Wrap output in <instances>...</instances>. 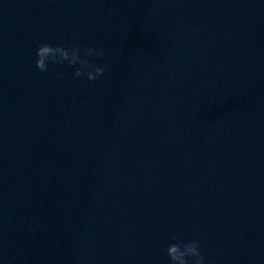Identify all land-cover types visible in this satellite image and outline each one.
Listing matches in <instances>:
<instances>
[{"label":"water","instance_id":"water-1","mask_svg":"<svg viewBox=\"0 0 264 264\" xmlns=\"http://www.w3.org/2000/svg\"><path fill=\"white\" fill-rule=\"evenodd\" d=\"M41 40L106 71L41 72ZM172 234L264 264V5L0 0V262L167 264Z\"/></svg>","mask_w":264,"mask_h":264},{"label":"clouds","instance_id":"clouds-1","mask_svg":"<svg viewBox=\"0 0 264 264\" xmlns=\"http://www.w3.org/2000/svg\"><path fill=\"white\" fill-rule=\"evenodd\" d=\"M253 2L264 5V0H253ZM103 56L104 49L99 46H81L71 42L61 44L41 40L35 45L33 63L41 72L46 71L50 64L65 65L71 69L73 78L95 81L107 68L105 63L98 62V58ZM168 239L169 242L164 248L167 264H206L197 240L188 239L182 243H176L175 234L170 235Z\"/></svg>","mask_w":264,"mask_h":264}]
</instances>
